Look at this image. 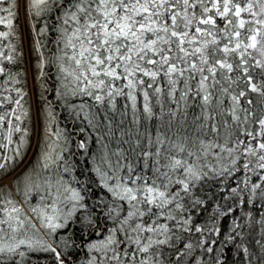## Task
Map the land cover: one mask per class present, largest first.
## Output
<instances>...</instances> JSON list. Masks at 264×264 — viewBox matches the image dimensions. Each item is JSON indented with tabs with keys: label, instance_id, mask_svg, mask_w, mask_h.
<instances>
[{
	"label": "snow or ice",
	"instance_id": "snow-or-ice-1",
	"mask_svg": "<svg viewBox=\"0 0 264 264\" xmlns=\"http://www.w3.org/2000/svg\"><path fill=\"white\" fill-rule=\"evenodd\" d=\"M0 264H264V0H0Z\"/></svg>",
	"mask_w": 264,
	"mask_h": 264
},
{
	"label": "trees",
	"instance_id": "trees-1",
	"mask_svg": "<svg viewBox=\"0 0 264 264\" xmlns=\"http://www.w3.org/2000/svg\"><path fill=\"white\" fill-rule=\"evenodd\" d=\"M21 25H22V29L25 30V31H27L25 25L22 24V21H21ZM44 40H45V37H41V41L44 42ZM28 43H29V41L26 40V41H25V47H26V48H27V46H28ZM48 47H51V45H48V46L45 48V52H46V54H47V52H48ZM32 59H33V70H34L35 56H33ZM45 71H47V72L49 73V75H52V71H51V69L46 68ZM30 89H31V84H30ZM36 98H37V99L39 98V89L36 90ZM69 127H71V125H69Z\"/></svg>",
	"mask_w": 264,
	"mask_h": 264
},
{
	"label": "rangeland",
	"instance_id": "rangeland-1",
	"mask_svg": "<svg viewBox=\"0 0 264 264\" xmlns=\"http://www.w3.org/2000/svg\"><path fill=\"white\" fill-rule=\"evenodd\" d=\"M21 21H22V24H24L23 18L21 19Z\"/></svg>",
	"mask_w": 264,
	"mask_h": 264
}]
</instances>
